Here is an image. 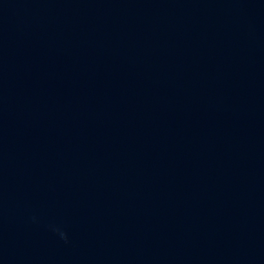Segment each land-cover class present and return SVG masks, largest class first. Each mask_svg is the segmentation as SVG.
<instances>
[{
  "label": "water",
  "instance_id": "obj_1",
  "mask_svg": "<svg viewBox=\"0 0 264 264\" xmlns=\"http://www.w3.org/2000/svg\"><path fill=\"white\" fill-rule=\"evenodd\" d=\"M0 264H264V0H0Z\"/></svg>",
  "mask_w": 264,
  "mask_h": 264
}]
</instances>
